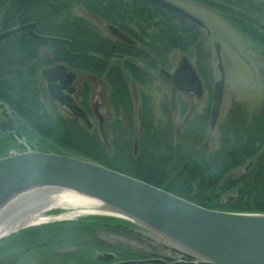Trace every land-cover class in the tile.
<instances>
[{
	"label": "trees",
	"instance_id": "16d2710c",
	"mask_svg": "<svg viewBox=\"0 0 264 264\" xmlns=\"http://www.w3.org/2000/svg\"><path fill=\"white\" fill-rule=\"evenodd\" d=\"M196 1L221 15L264 58V0ZM76 6L103 21L107 29H118L130 42L105 35L95 23L76 15ZM30 22L35 23L37 36L28 28H20ZM5 30L13 31L0 39V101L11 110L19 132L29 141L42 140V151H49L45 149L47 144L66 147L85 159L206 208L264 212V104L251 117L237 106L242 119L230 117V124L219 131L218 147L208 148L212 130L210 88L215 73L208 38L211 32L206 25L199 27L153 0H0V33ZM175 50L193 64L202 81L203 95L205 88L210 92L201 112L195 111L193 99L203 95L180 91L172 81L174 73L168 70ZM50 64L103 76L115 118L106 128L102 126L101 132L108 130L110 139L106 134L99 136L85 120L64 115L57 106L43 101L39 81L42 69ZM155 72L170 80L173 99L177 93L192 98L190 103L180 100L182 114L189 108L177 128L168 101L161 116L153 112L152 94L147 89L153 86ZM128 76L146 88L141 94L137 130L133 126L134 101ZM259 76L264 85V66ZM89 88L85 83L86 98ZM12 138L1 135V154L11 146L18 147ZM97 222L109 224L115 231L135 230L102 216L59 224L72 232L67 237L84 243L94 235L90 225L98 226ZM125 253V259L149 258L136 251ZM4 255L0 252V262H4ZM12 258L8 264L13 263Z\"/></svg>",
	"mask_w": 264,
	"mask_h": 264
},
{
	"label": "water",
	"instance_id": "95a60500",
	"mask_svg": "<svg viewBox=\"0 0 264 264\" xmlns=\"http://www.w3.org/2000/svg\"><path fill=\"white\" fill-rule=\"evenodd\" d=\"M153 1L197 26L205 27L200 18L184 8L168 0ZM20 28H28L30 34L37 36L34 22ZM110 29L118 37L129 40L118 29ZM13 30L2 31L0 39ZM215 48L219 78L213 87L211 129L218 120L225 88L220 44L215 43ZM42 75L51 82V87H55L53 82L59 76L64 75L66 82H70L73 76L66 73L61 64L44 69ZM175 83L181 91L197 97L203 95L202 81L187 56L182 57V63L175 71ZM0 104L6 106L2 101ZM38 188L60 189L79 195L88 201L89 213L115 217L153 238L156 243H167L173 250L190 258L173 262L151 258L116 264L150 261L164 264H264V212L206 208L142 179L73 155L34 150L0 157V213L6 212L9 203L24 192Z\"/></svg>",
	"mask_w": 264,
	"mask_h": 264
},
{
	"label": "rangeland",
	"instance_id": "374dc122",
	"mask_svg": "<svg viewBox=\"0 0 264 264\" xmlns=\"http://www.w3.org/2000/svg\"><path fill=\"white\" fill-rule=\"evenodd\" d=\"M168 1L186 9L190 13L200 18L205 23L208 30L211 32V35H209L208 38L209 44L213 52V67L215 73V80L213 81L212 86L210 88L212 94L214 83L219 78L218 60L215 53L214 44L219 43L221 47L222 63L225 69L224 98L216 125L212 130H210L211 132L209 133L207 139L208 148L210 150H214L218 147L219 144V131H222V129L224 130V128H226V126L230 124L229 118H235V121L236 119H242V117H240V110L237 106L243 107L248 113L249 117H251L254 113L258 112L259 109H261V107L263 106L264 85L259 76V69L264 66V58L261 56L259 49L254 46L251 42H249L239 31L230 26L227 21L222 18L221 15L201 5L196 0ZM73 12L76 15L83 16L95 23L98 27H100V29L105 35H108L110 37L113 36L109 29L106 28V25L103 21L86 12L81 6H76ZM182 57L183 53L180 51L175 50L171 53V67L168 70L170 73H174L178 66L182 63ZM191 60L193 63L195 62L193 58H191ZM51 65L52 64L48 66ZM154 74L155 79L153 82V86L147 89L152 94L153 112L156 116H161L164 102L168 101L171 109H173V121L175 127L177 128L182 123L189 108L188 107L186 109V112L182 114L180 100H187L190 103L192 98L188 97V95L186 94L177 93L176 98L173 99V88L171 87L170 80H168L164 75H160L158 72H155ZM128 77L129 89L131 90L134 100L133 126L134 130H137V117L139 114L138 111L141 106V94L142 91L146 88L138 85L133 80V78H131V76ZM105 83L106 82H104L103 76L95 77L94 85L98 87V89L99 87L100 89L103 88L104 95V97H102L97 94L95 100L101 103L103 101L102 104H104L105 107L108 109V111L106 112L102 108L100 110L104 115V125H106V128L109 123L114 120L115 114L114 110L112 109V106L109 104L108 101L109 88L107 85L106 88L104 87ZM209 93V90L205 88L204 95L201 99H197L194 97L193 101L196 103V112H201L207 106ZM6 107L9 108L7 105L4 106L0 104V126L5 130L0 131V137L2 135L7 138L10 133H13L12 140L14 139L13 141L15 142V144L17 143L18 147L11 146L7 149V151H5L6 153H0V157L17 154L24 151L40 150L41 146L35 145L34 141H29L21 132L17 130L14 117L13 115H11V113ZM93 130L100 134L99 136H101V134H106L107 138L110 139V132H108V130H106L105 132H101L103 131V129L99 125L98 118L94 119ZM135 132L137 133V131ZM45 149L56 153L68 155L75 154L72 150H69L66 147L55 146L53 144H47ZM75 155L81 158H85L80 156L79 154ZM88 209H90L88 203L84 205H78L72 208L56 207L48 209L42 213L43 216H59L74 212H76V215L60 220H56L55 218L52 221L31 226L30 228L56 224L60 223L61 221L70 222L81 219L87 220L90 217L97 216L94 213H89L87 211ZM112 219H114L113 223L121 224L124 226L126 225L124 222L119 219H116L115 217H112ZM97 224L98 226L90 225L91 228H94V235L92 234V236H90L86 241H84V244L78 249L73 246H69L66 248L64 247L63 249H61L59 245H55L50 242L48 243V241H55V239L57 241H63L65 239L71 238L67 236L71 235L72 232L70 230H67V227L64 225L56 226L53 228L44 227L42 228V236L33 231L30 233L31 235H36L34 237L29 234L26 235V233L24 235L26 242L23 243L22 246H19V248L12 247L15 246L16 242L22 241L23 236L12 237V235L16 234L15 232H17L14 230V232L12 231L13 233L10 232L5 236L0 237V252H3L5 254L3 259L4 262L8 261L7 263L0 262V264H8L10 262L9 260L15 254H17L19 250H25V254L22 255V257L24 256L25 259H30L32 261L30 262V264H39L37 263L39 259L44 261L43 263L41 261V264H65L66 262H69L71 264H82L80 263L81 261H92V256L94 257V259L98 260L97 264H107L117 261L120 257L126 256L125 252L127 250L136 251L138 253H141L142 255L144 254L145 256H148L149 258L161 257V259H165L166 261H172L173 259H178L183 256L181 255L182 253H180L176 249L173 250V248L170 247L167 243L158 244L154 241L153 238L145 236L144 233L142 235H139L134 233L133 231H122L121 229L115 231L114 229H112V227H110L109 224H101L100 222H97ZM73 226L75 227V225ZM78 227H80V225ZM100 229L107 230L108 232H102ZM61 231H66L68 232V234H66V232L63 233ZM28 236H31L30 239H28ZM70 240H74L77 243L81 242L75 240L74 238ZM81 248H83L84 251ZM58 250L60 251L57 252ZM0 259L2 260L1 257ZM76 261H78V263H75Z\"/></svg>",
	"mask_w": 264,
	"mask_h": 264
},
{
	"label": "flooded vegetation",
	"instance_id": "af4514ba",
	"mask_svg": "<svg viewBox=\"0 0 264 264\" xmlns=\"http://www.w3.org/2000/svg\"><path fill=\"white\" fill-rule=\"evenodd\" d=\"M115 37L119 38L117 35H115L112 30H109ZM128 37V36H127ZM129 38V37H128ZM121 40L125 41V42H130V38L129 40H124L122 38H120ZM118 61H120V58H117ZM57 64L48 66L47 68H52ZM46 69L43 68L42 71ZM42 71H41V77H42V81H39L40 87H41V98L43 99V101L48 104H54L55 106L58 107V109L67 116H71V117H78L82 120L86 121V124L89 127L93 128V124H94V119L99 120V125L105 126L104 125V115L102 114V112L100 111L101 108L106 112L108 111V109L105 107L102 101H96V95L99 94L100 96L104 97L103 95V88L98 89V87H96L94 85V80L95 77L97 75H94L92 73L89 72H85V71H80L77 69H70L68 67L65 66V71L66 73H72L73 76L70 80V82H66V77L63 76H59L57 78V80H55L53 83L55 84V87H51V82L48 81L43 75H42ZM100 75H98L99 77ZM172 81L175 83V76L172 75ZM88 83L90 85L89 88V94L88 97L86 98L84 96V84ZM96 84V83H95ZM176 86V84H175ZM173 88V87H172ZM133 98V97H132ZM134 101V100H133ZM76 110L74 111L73 110ZM93 120V121H92ZM16 126H18V124L16 123ZM1 129V127H0ZM104 129V127L102 128ZM4 131V130H3ZM105 132V131H104ZM13 133H10L9 136H12ZM35 145H39L40 150L42 148V142L40 139H36L34 141ZM56 226H63L62 224L56 223V224H50V225H44V226H40V227H32V228H24L21 229L17 232H15L16 234H13L12 237L16 236H23L22 241H18L16 242L15 246H13L12 248H19V246H22L23 243L26 242V239L24 238L25 234L26 235H31L30 232H35L38 233L39 235L42 236V228L47 227V228H53ZM99 229V228H98ZM101 230V229H100ZM102 232H108L107 230H101ZM53 232V231H51ZM50 232V233H51ZM32 237L36 236V235H31ZM31 236H28V239H30ZM70 239H65V240H60L57 241L55 239V241H48V243H52L55 245H59V247L61 249H63L64 247H69V246H73L75 248H80L84 243H77L73 240ZM85 246V245H84ZM60 249V250H61ZM83 249V248H81ZM60 250H58L57 252H59ZM25 250H19L17 254H15L12 258V264H30V262H32L30 259H25L24 256L22 257V255H24ZM84 251V249H83ZM91 252V251H90ZM84 254V253H83ZM90 254V253H88ZM22 258V259H21ZM93 259V260H92ZM92 261H88V262H83L81 261L80 263H84V264H97L96 259H94V257L92 256ZM123 260H125V258L120 257L117 261L111 262V263H107V264H116L119 262H122ZM38 261V260H37ZM42 260L39 259V261L37 263L41 264ZM94 261V262H93ZM44 261H42L43 263ZM67 264H71L69 262H66ZM65 263V264H66ZM75 263H78V261H76ZM79 264V263H78Z\"/></svg>",
	"mask_w": 264,
	"mask_h": 264
},
{
	"label": "bare ground",
	"instance_id": "6f19581e",
	"mask_svg": "<svg viewBox=\"0 0 264 264\" xmlns=\"http://www.w3.org/2000/svg\"><path fill=\"white\" fill-rule=\"evenodd\" d=\"M10 202L9 208L0 213V237L28 225H38L55 218L64 219L76 215V212L59 216H43L48 209L72 208L84 205L88 201L74 193L60 189H34L21 194ZM42 214V215H41Z\"/></svg>",
	"mask_w": 264,
	"mask_h": 264
}]
</instances>
